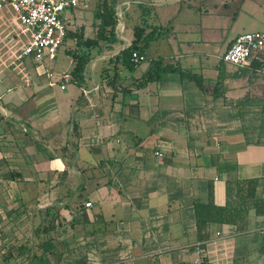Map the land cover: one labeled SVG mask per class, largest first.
<instances>
[{"label": "crops", "instance_id": "obj_1", "mask_svg": "<svg viewBox=\"0 0 264 264\" xmlns=\"http://www.w3.org/2000/svg\"><path fill=\"white\" fill-rule=\"evenodd\" d=\"M207 3L119 0L113 40L74 76L69 36L52 79L19 58L0 11V264H264V80L222 60L227 19ZM138 25L146 59L131 65ZM245 182V201L230 198ZM230 199L247 208L241 228L200 239L196 203Z\"/></svg>", "mask_w": 264, "mask_h": 264}, {"label": "built area", "instance_id": "obj_2", "mask_svg": "<svg viewBox=\"0 0 264 264\" xmlns=\"http://www.w3.org/2000/svg\"><path fill=\"white\" fill-rule=\"evenodd\" d=\"M92 1L0 0V11L8 7L12 8L28 36L19 58H31L49 78H54V65L68 35L70 16L76 10L89 9ZM133 56L136 62L146 59L143 54L137 52H134ZM222 60L239 69L258 71L264 80V31L245 32L238 35L224 52ZM71 79V72L61 73V88L65 89ZM159 155L162 156L163 153ZM91 205V202L86 203V206ZM1 206L0 201V209Z\"/></svg>", "mask_w": 264, "mask_h": 264}, {"label": "trees", "instance_id": "obj_3", "mask_svg": "<svg viewBox=\"0 0 264 264\" xmlns=\"http://www.w3.org/2000/svg\"><path fill=\"white\" fill-rule=\"evenodd\" d=\"M119 3V0H99V7L96 10L95 18L99 20L100 23L97 27V34L93 38H84L83 33L73 32L68 28V35L65 40L71 37H75L77 39V44L80 45L82 48V51L74 53L75 58L77 59V64L74 68V76L80 75L88 61L92 57V49L99 46L101 41H112L115 36V28L118 24V16H117V5ZM145 33V27L142 25H138L135 28V39L133 43L125 48L122 51L123 57L128 61L129 64L135 65L137 62L134 59V52L140 53V40L143 37ZM257 66V65H255ZM246 72H249V69L244 70H237V75L245 74ZM189 77L195 79L198 84L203 86V79L202 76L196 74V73H188ZM151 78V77H149ZM250 185H252V181L249 182ZM249 186V184L245 183H239L238 189H233V186L231 184H228V195L232 196V191L234 190L237 194L238 198H240L242 201H245L243 198V192L246 189V186ZM253 187V186H252ZM249 190V189H248ZM235 196V194H233ZM250 199L254 198V192H250ZM255 204L257 207L258 205V199H255ZM196 210V217H197V226H198V233L200 239H207L211 236L210 228L212 227V224H222V223H234L237 224L238 227L241 228V218H243L244 213L247 211V208L243 206L242 202H237L236 199L232 202H228L226 206H217L213 202L204 204V203H196L195 205Z\"/></svg>", "mask_w": 264, "mask_h": 264}, {"label": "rangeland", "instance_id": "obj_4", "mask_svg": "<svg viewBox=\"0 0 264 264\" xmlns=\"http://www.w3.org/2000/svg\"><path fill=\"white\" fill-rule=\"evenodd\" d=\"M211 0H208V3L205 4L206 7L212 8V11L219 12L221 15H224L227 19L226 24L224 25V32H229V39L230 43L235 40V38L245 32H252V31H264V0H216V5L211 6ZM99 7V0H93L91 8L87 10H76L75 14L77 16H81V21L77 18L73 20V22L68 23L69 28L77 29L80 27H84L93 31L98 27L97 23H100L98 19L93 17V14L96 13V10ZM1 14H4L6 17L10 18L9 25H11V30L16 35L12 40H14L15 50L21 49V45L23 46L27 40V34L24 32L22 25L18 20L17 13L10 7L4 9ZM95 16V15H94ZM133 28L129 27V30ZM9 30L5 26L2 25L0 22V34H5V32ZM72 40L66 41L62 48L60 56H63V62H69L71 59L66 53V50L69 49L71 46ZM222 54V52H221ZM60 61V58H59ZM230 69L234 70L233 64L225 62ZM66 65V63H65ZM234 72L230 70V76H233ZM250 79V82H257L258 77L256 75L247 74L245 75ZM256 91H260V95L264 96V84L260 85L259 89Z\"/></svg>", "mask_w": 264, "mask_h": 264}]
</instances>
